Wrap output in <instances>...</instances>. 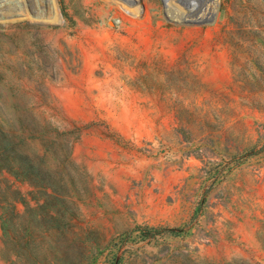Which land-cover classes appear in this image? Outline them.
<instances>
[{"label": "rangeland", "instance_id": "rangeland-1", "mask_svg": "<svg viewBox=\"0 0 264 264\" xmlns=\"http://www.w3.org/2000/svg\"><path fill=\"white\" fill-rule=\"evenodd\" d=\"M143 3L0 0V120L61 184L0 176V264L6 202L26 208L8 183L70 228L40 264H264V0H216L204 25Z\"/></svg>", "mask_w": 264, "mask_h": 264}, {"label": "trees", "instance_id": "trees-1", "mask_svg": "<svg viewBox=\"0 0 264 264\" xmlns=\"http://www.w3.org/2000/svg\"><path fill=\"white\" fill-rule=\"evenodd\" d=\"M5 121V120H4ZM7 122L5 121L4 124ZM2 124L0 120V176L7 174L14 178L16 182H26L31 187L37 188L42 185L45 190H51L52 193H47V198L56 195L54 199L59 200L57 190L61 187L60 182L53 178L49 166H42L40 159L35 154H27L24 151V146L29 143L30 139L23 130H16ZM7 190L12 191V195L18 201H22L25 205L23 214L17 211L16 205L7 200L5 212L1 215L2 229L4 237L10 244V250L15 256V260L8 258V261L15 264L29 259L32 264H40L39 262V243L42 238H55L62 236L67 228L62 224L50 225L41 228L39 219V207H31L22 198L20 191L14 190L11 184L8 183ZM48 219L55 220V217L48 216ZM145 237L152 236L154 233L151 229H144ZM88 264H92L89 262ZM228 264H248L232 262Z\"/></svg>", "mask_w": 264, "mask_h": 264}, {"label": "built area", "instance_id": "built-area-1", "mask_svg": "<svg viewBox=\"0 0 264 264\" xmlns=\"http://www.w3.org/2000/svg\"><path fill=\"white\" fill-rule=\"evenodd\" d=\"M121 16L127 19H141L145 16L146 7L143 0H112ZM163 14L166 21L188 25L210 24L212 16H209L216 0L209 2L203 0L204 7L199 6L198 0H162ZM116 26L122 25V18H114Z\"/></svg>", "mask_w": 264, "mask_h": 264}]
</instances>
